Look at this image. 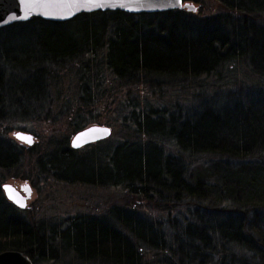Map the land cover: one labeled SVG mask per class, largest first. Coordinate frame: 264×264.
I'll return each mask as SVG.
<instances>
[{
  "label": "trees",
  "instance_id": "1",
  "mask_svg": "<svg viewBox=\"0 0 264 264\" xmlns=\"http://www.w3.org/2000/svg\"><path fill=\"white\" fill-rule=\"evenodd\" d=\"M198 10H94L67 20L35 15L3 25L0 119L10 101L15 103L11 115L20 108L21 115L36 112L54 67L80 62L103 47L112 72L134 83L157 77L198 79L246 50L264 57V27L248 24L242 39L225 15L199 18ZM244 94L234 95L233 105L203 104L169 116L141 109L134 116V137L171 139L180 154L196 161L215 159L207 165L197 163L189 170L150 139L129 138L105 147V160L95 165L63 149L58 163L67 169L81 165L80 180L123 183L133 204L77 216L57 229L28 217L5 197L0 184V252L24 251L34 264L62 254L106 264H264V97ZM21 154L0 133V168L18 167ZM134 203L165 211L186 205L197 212L167 231ZM167 219L177 226L176 219Z\"/></svg>",
  "mask_w": 264,
  "mask_h": 264
},
{
  "label": "rangeland",
  "instance_id": "2",
  "mask_svg": "<svg viewBox=\"0 0 264 264\" xmlns=\"http://www.w3.org/2000/svg\"><path fill=\"white\" fill-rule=\"evenodd\" d=\"M189 1L198 6L199 18L218 13L225 15L227 22H232L230 26L234 25L240 31L238 36L242 39L249 28L248 24L264 27V0ZM223 1L227 2V6L222 5ZM239 4L241 7H238ZM247 51L241 57L228 58L210 73L189 80L157 77L151 83L130 82L120 78L108 67L106 47L87 54L80 62L54 67L47 81V92L39 98L41 100L35 107L36 112L25 116L20 114V108L14 111L15 115H11L10 111L15 108V103L11 101L2 108L6 116L0 119V133L20 147L23 154L18 167L8 170L0 168V184L11 183L23 194L25 190L22 186H30L31 194L23 209L26 215L47 227L64 229L77 216L102 213L120 204H133L131 194L123 183L103 186L80 180V171L83 170L81 165L78 167L74 164L67 169L64 164L58 163L64 148L74 150L76 157H85L95 165L105 160L102 155L105 147L112 148L119 141L129 138L145 142L150 139V143L162 146L165 154L180 158V162L189 170L197 163L210 164L215 159L206 156L196 161L194 156L180 154L171 139L156 141L158 138H148L144 134L134 137V116L141 109L153 110L156 114L163 111L164 115L169 116L172 111L180 109L181 112H190L203 104L233 105L232 99L236 94L242 98L244 93L253 96L261 94L264 97V57ZM93 124L109 126L111 134L83 147L72 148L73 135ZM18 130L31 132L32 144L17 139L15 132ZM134 206L164 223L167 231L184 225L197 212L186 205L169 211L148 206L147 203H134ZM168 217L176 219L177 226L168 223ZM36 264L106 263L83 262L71 254H62L56 259L37 260Z\"/></svg>",
  "mask_w": 264,
  "mask_h": 264
},
{
  "label": "water",
  "instance_id": "3",
  "mask_svg": "<svg viewBox=\"0 0 264 264\" xmlns=\"http://www.w3.org/2000/svg\"><path fill=\"white\" fill-rule=\"evenodd\" d=\"M34 12L27 18H23L24 13L21 8L20 0H0V27L13 21H24L32 16H40L51 20H67L79 12H88L94 10H110L124 9L130 13L164 11L175 8H187L191 11H196L197 7L194 2L189 0H95V3H86L85 0H36L31 5ZM107 130V131H104ZM111 134V128L107 125L93 124L83 127L77 131L71 139V147L80 148L86 144L94 143L101 139H105ZM15 137L28 145L33 142L31 132L18 130L15 132ZM20 137H30L31 143ZM77 137L81 138L79 146H74V141ZM5 197L12 201L19 208H24L27 204V199L31 194L30 186H22L25 194L22 193L13 184H2ZM12 191H9L8 189ZM0 264H34L30 257L24 251L17 249H4L0 252Z\"/></svg>",
  "mask_w": 264,
  "mask_h": 264
},
{
  "label": "snow or ice",
  "instance_id": "4",
  "mask_svg": "<svg viewBox=\"0 0 264 264\" xmlns=\"http://www.w3.org/2000/svg\"><path fill=\"white\" fill-rule=\"evenodd\" d=\"M36 0H20L21 3V8L24 13L23 18H27L30 14L34 12V9L31 7L33 3H35ZM86 3H95V0H85ZM107 131V130H104ZM22 140H26L27 142L31 143V138L30 137H20ZM81 142V138L77 137L76 140L74 141V146H79ZM9 191H12L10 188L8 189Z\"/></svg>",
  "mask_w": 264,
  "mask_h": 264
},
{
  "label": "flooded vegetation",
  "instance_id": "5",
  "mask_svg": "<svg viewBox=\"0 0 264 264\" xmlns=\"http://www.w3.org/2000/svg\"><path fill=\"white\" fill-rule=\"evenodd\" d=\"M185 1V0H184ZM99 10H102V9H99ZM116 10H121V9H116ZM124 10V9H123Z\"/></svg>",
  "mask_w": 264,
  "mask_h": 264
}]
</instances>
